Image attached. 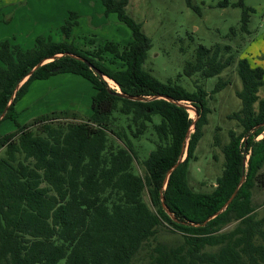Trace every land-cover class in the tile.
<instances>
[{"label": "trees", "instance_id": "1", "mask_svg": "<svg viewBox=\"0 0 264 264\" xmlns=\"http://www.w3.org/2000/svg\"><path fill=\"white\" fill-rule=\"evenodd\" d=\"M100 1L132 33L122 50L112 42L91 51L69 42L75 13L60 28L62 41L40 36L34 49L28 50L7 40L0 42V115L31 69L44 59L62 55L27 77L0 120V127L5 121L16 126L0 134V148L6 151V157H0V264H264V230L261 221L254 220L252 201L255 188L264 191V98L258 95L264 71L246 58L238 61L240 109L228 119L241 131L230 129L224 146L216 142L223 169L213 189L194 192L187 171L211 112L207 99L228 83L218 82L207 93L197 84L194 92H188L171 81L160 82L143 67L151 43L125 13L129 0ZM186 1L200 15V8ZM228 5L227 0L217 4L221 8ZM232 6L241 8L240 29L246 31L253 8L241 0ZM229 51V46H198L184 74H198L201 79L219 75L231 65ZM69 55L83 58L90 67ZM93 69L118 90L110 88ZM60 73L80 76L91 84V114L83 119L74 112H53L19 125L15 105L31 83ZM118 91L134 97L164 96L195 108L198 118L185 158L165 185L167 171L177 162L193 120L184 108L163 98L141 102L126 99ZM155 115L160 117L157 124ZM116 116L123 119L125 128L114 129ZM56 122L62 123L53 125ZM148 128L156 140L141 161V177L134 171L138 156L133 140ZM17 154L23 159L17 161ZM242 176L235 197L214 216ZM162 197L172 217L165 212ZM234 222L232 231L220 233ZM163 229L178 239H158Z\"/></svg>", "mask_w": 264, "mask_h": 264}, {"label": "rangeland", "instance_id": "2", "mask_svg": "<svg viewBox=\"0 0 264 264\" xmlns=\"http://www.w3.org/2000/svg\"><path fill=\"white\" fill-rule=\"evenodd\" d=\"M220 1L223 0H191L192 5L200 8V15L187 5L186 0H129L125 7V13L140 25L141 32L150 40L151 47L143 67L157 80L171 81L188 92H194L197 84L207 93L218 82L228 83L207 99L211 112L207 116V124L202 128L203 135L197 144L195 159L188 166V185L192 191L201 193L213 189L215 180L223 169V155L216 142L224 146L228 143L230 129L241 131L234 120L227 118L240 109L237 93L241 89V83L236 74L238 61L246 58L264 71V0H241L244 6L254 10L246 31L240 29L241 8L232 6L239 0H227L229 5L223 8L217 6ZM15 11L16 18L12 20ZM39 12L48 15L54 12L55 19L61 15L62 25L69 20L70 13H75L76 25L72 27L69 42L83 50L91 51L106 42H112L122 50L132 40L130 29L118 20L116 13L107 12L100 0H0V37L12 41L13 36L26 35L27 43L22 47L32 48L35 41L29 42L33 35L30 32L37 30L29 26L36 21L39 25ZM19 28L27 31L20 32ZM38 30H41L40 26ZM50 31L52 41L63 40L60 29ZM200 45L206 48L214 45L229 46L231 65L219 75L208 79H201L198 74L186 76L184 67L194 60L195 49ZM114 67H119V64L115 63ZM109 87L118 90L113 84ZM93 95L91 84L73 74L60 73L46 80L33 81L28 92L15 105V110L20 113L17 123L24 125L39 116L64 111L77 113L86 119L91 114ZM258 95L264 96V85L259 89ZM188 113L194 119V114L191 111ZM116 118L117 128L114 129L125 128L123 119L118 116ZM153 122L159 123L160 117L155 115ZM15 127L12 122L5 121L0 127V134L12 132ZM62 127L65 129L66 126ZM151 132V128H148L143 136L133 140L138 156L134 162V171L141 177L144 176L141 161L154 149L153 141L156 138ZM109 135L121 144L112 133ZM0 157H6L5 148H0ZM22 159L23 156L17 154L16 160ZM143 198L149 203L146 192ZM252 201L255 206L254 220L261 221L264 230V191L255 188ZM236 224L234 222L227 225L220 233L232 231ZM158 239L175 242L178 238L163 229Z\"/></svg>", "mask_w": 264, "mask_h": 264}, {"label": "water", "instance_id": "3", "mask_svg": "<svg viewBox=\"0 0 264 264\" xmlns=\"http://www.w3.org/2000/svg\"><path fill=\"white\" fill-rule=\"evenodd\" d=\"M61 56H62V55H57V56H54V57H51V58H48V59H44V60L41 61L39 64H37L33 69L30 70V72L27 74V76H26L21 82H19V83L17 84V86H16L15 90L13 91V93H12V95H11V98L9 99V101H8V103H7V105H6L5 109H4V111H3L2 114L0 115V120L4 117V115H5V113H6L7 109H8V107L10 106V104H11V102H12V100H13V98H14L16 92H17V90L20 88V86L23 84V82L26 81L27 77L30 76V75H31V74H32L37 68H39L41 65H43V64H45V63H47V62L53 61L54 58H58V57H61ZM69 56H71V57L74 58V59H77V60H80V61L84 62L88 67H90V64H89L86 60H84L83 58H80V57H77V56H74V55H69ZM56 70H57V69H54V71H56ZM93 70H94V72H95L96 74H98L103 80L106 81L107 77L103 76L99 71H97V70H95V69H93ZM106 82H107V81H106ZM117 89H118V87H117ZM117 93H118L120 96H122V97H124V98H126V99H129V100H135V101H141V102H146V101H151V100H154V99H160V98H163V99H165V100H167V101H169V102H171V103L176 104L177 106H180V107L184 108L187 112L191 111V112L194 114V119L191 118L193 121H192L191 126H190V128L188 129L186 135H185L184 143H183V146H182V149H181L180 156H179L177 162H176V163H175V164H174V165H173V166L167 171L166 178H165V181H164V185H165V184H166V180H167V178L169 177V175L173 172V170H174V169H175V168H176V167H177V166H178V165L184 160V158H185V151H186V147H187V142H188V140H189V136H190L191 132H192L193 129H194V123H195L196 119L198 118V114H197L195 108H194L193 106L189 105V104L184 103V102L174 101V100H172V99H170V98H167V97H164V96H154V97H147V98H144V97H134V96L122 95L119 91H118ZM261 126H264V123H263ZM242 165H243V167H245V165H246V161H245V159L243 160V164H242ZM243 181H244V176H242V178H241L239 184L237 185L236 189L234 190V192L232 193L231 197H230L229 200L226 202V204H225V205H224V206H223V207H222V208H221V209H220V210H219L214 216L220 214L223 210H225V208L227 207V205H228V204L232 201V199L235 197V195H236L237 191L239 190V188L241 187ZM161 201H162V206H163L165 212H167V214H169V215L172 217L171 213L169 212V210L166 208V206H165L164 203H163V201H164L163 197L161 198ZM214 216L209 217L208 220L212 219ZM208 220H206V221L204 222V224H205ZM195 226H199V225H195Z\"/></svg>", "mask_w": 264, "mask_h": 264}, {"label": "crops", "instance_id": "4", "mask_svg": "<svg viewBox=\"0 0 264 264\" xmlns=\"http://www.w3.org/2000/svg\"><path fill=\"white\" fill-rule=\"evenodd\" d=\"M16 12L17 11L14 12V16H13V19L12 20H15L14 17L16 15ZM38 16H39V21H38V24L39 25H37V21H36V22L32 23L31 26H29V27H34L35 30H37V31H34L35 35H34L33 31L30 32L33 35L29 38L31 40L29 42L35 41V39L37 37H40V36H42V37H50V34H51V31L50 30L51 29H58L59 30L61 28V26H62V23H63V19H62L61 15L58 16L55 19V13L54 12L53 13H50L49 15L47 13H45V12H39ZM9 19H11V17ZM57 19H58V21L56 22ZM38 26L41 27V30H38ZM19 31L20 32H25L27 30L26 29L19 28ZM16 34H14V35H16ZM33 38H34V40H33ZM6 40L9 41L11 43V45L18 46L20 49H23V50H28V49H24L22 47V46H25L24 43H27L26 35H24V36L23 35H20L19 37L13 36L12 41H10L9 39H7L6 37H0V42L6 41ZM34 47H35V42H34V46L32 48H30V49H34ZM249 63L252 66H254V67H257L258 66L257 64L254 65L250 61H249ZM260 98H264V96H262ZM230 115H228V116H230ZM228 116H227V118H228Z\"/></svg>", "mask_w": 264, "mask_h": 264}, {"label": "bare ground", "instance_id": "5", "mask_svg": "<svg viewBox=\"0 0 264 264\" xmlns=\"http://www.w3.org/2000/svg\"><path fill=\"white\" fill-rule=\"evenodd\" d=\"M106 81H107V83L109 84V86H111L112 87V84L114 85V86H116L111 80H109V79H106ZM117 88V87H116Z\"/></svg>", "mask_w": 264, "mask_h": 264}]
</instances>
